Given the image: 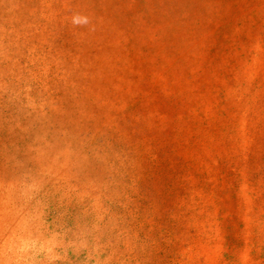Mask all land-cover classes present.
<instances>
[{"label":"rangeland","instance_id":"obj_1","mask_svg":"<svg viewBox=\"0 0 264 264\" xmlns=\"http://www.w3.org/2000/svg\"><path fill=\"white\" fill-rule=\"evenodd\" d=\"M0 264H264V0H0Z\"/></svg>","mask_w":264,"mask_h":264}]
</instances>
